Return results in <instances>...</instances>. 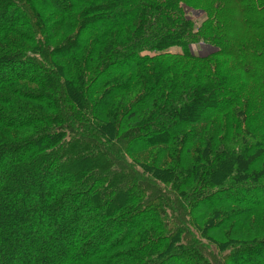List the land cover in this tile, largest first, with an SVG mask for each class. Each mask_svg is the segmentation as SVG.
<instances>
[{
  "label": "trees",
  "instance_id": "16d2710c",
  "mask_svg": "<svg viewBox=\"0 0 264 264\" xmlns=\"http://www.w3.org/2000/svg\"><path fill=\"white\" fill-rule=\"evenodd\" d=\"M0 264H264V0H0Z\"/></svg>",
  "mask_w": 264,
  "mask_h": 264
},
{
  "label": "rangeland",
  "instance_id": "374dc122",
  "mask_svg": "<svg viewBox=\"0 0 264 264\" xmlns=\"http://www.w3.org/2000/svg\"><path fill=\"white\" fill-rule=\"evenodd\" d=\"M181 9H182L186 19H188L194 23H199L202 20V18L204 17V13L199 9H195V8L189 7V6L184 5V4L181 5ZM173 49H174L173 52L178 51V50H175L176 48H173ZM211 50H212V48L209 45H206L204 43L192 45V51L195 54H203L204 55V54H207Z\"/></svg>",
  "mask_w": 264,
  "mask_h": 264
}]
</instances>
